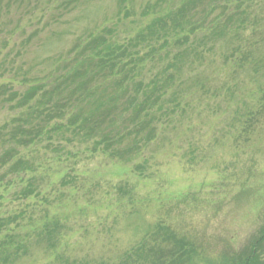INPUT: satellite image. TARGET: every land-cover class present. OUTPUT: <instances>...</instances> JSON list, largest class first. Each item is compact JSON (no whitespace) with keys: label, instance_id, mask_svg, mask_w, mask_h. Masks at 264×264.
<instances>
[{"label":"rangeland","instance_id":"374dc122","mask_svg":"<svg viewBox=\"0 0 264 264\" xmlns=\"http://www.w3.org/2000/svg\"><path fill=\"white\" fill-rule=\"evenodd\" d=\"M183 6L189 23L136 43L155 19ZM238 13L246 20L235 28L228 19ZM97 37L130 52L122 64H136L140 90L167 81L154 139L129 161L110 158L94 146L99 136L77 129L93 107L71 97L34 144L10 141L17 120L42 110L35 100L43 90L59 86L66 98L75 85L65 88L64 78ZM113 79L89 90L108 94ZM134 85L121 90L130 97ZM4 87L0 157L9 148L16 154L0 167V264H143L138 258L157 248V226L194 247L189 264L250 258L264 235V0H0ZM33 87L40 92L29 107L8 101ZM128 115L112 131L128 128ZM16 161L23 167L8 171ZM258 243L256 264H264V237Z\"/></svg>","mask_w":264,"mask_h":264},{"label":"trees","instance_id":"16d2710c","mask_svg":"<svg viewBox=\"0 0 264 264\" xmlns=\"http://www.w3.org/2000/svg\"><path fill=\"white\" fill-rule=\"evenodd\" d=\"M186 9V6H183L175 13L168 14L166 19H155L147 26L146 33H142L137 37V41L140 42L136 43L156 41L169 36L170 33L175 34L176 30L182 28L183 24L189 23L184 19ZM235 16L229 17L228 21H234L237 24L235 28H238L245 23L244 20L246 19L241 13ZM168 23L170 24L169 27H167ZM223 31V28L218 29L212 35L220 36ZM136 47L132 46L131 48ZM186 52L187 50L182 56L186 57ZM130 56L131 54L127 49H120L109 45L104 37H97L90 40L75 59L74 63L77 64V67L62 82L67 89L75 85L72 90L66 92V98L63 97V100L59 98V96H62L60 92L61 87L59 86L51 90H43L40 97L35 100L42 110L29 111L24 119L17 120V122H21L22 124H18L9 133L10 141L16 142L21 147L34 144L43 135L45 129L48 128V123L53 118L62 116L60 109L65 106L71 97H74L77 102L87 105V107H93L89 111L91 113V120H88V118L82 119L81 124L77 128L78 131L81 130L83 132L81 136L89 139L97 135L100 139L94 142L96 148L102 147V151L107 152L112 159H118L120 161L131 160V157L154 139L155 126L153 124L158 121L163 110V97L166 92L167 81H163L161 85L157 82H152V86L147 87L146 90H140V82L135 84L136 86L134 85L136 69L133 68L136 64L130 59L128 63L132 64V70L131 68L130 70H125L126 65L122 64L123 59L129 58ZM130 73H132L131 76ZM117 75H120L119 79L114 78ZM106 78H110V80L114 78L112 87H110L112 91L107 94V90L104 89L102 94L95 98V89L92 91L89 90L92 83L96 80H105ZM168 80L170 79L168 78ZM128 81L134 85V90H131L132 96L130 97H127L130 90H121L123 83H127ZM5 90L6 88L4 87L3 90H0V93L2 95L6 94L7 92ZM39 92L40 88L33 87L26 91L18 100L17 94L11 92L8 94V101H15L14 106L16 107H29V104ZM54 96L57 97V100L54 102L52 109H48L47 105L54 99ZM119 101L120 104L117 105ZM118 107L119 109L117 110ZM44 110L46 112L45 115ZM125 112L129 113L127 119L124 121V123L127 122L128 128H124L123 132L112 131L111 128H113L114 120L122 117ZM94 115L98 116L99 119L97 121L94 120ZM80 117L81 113L79 112L73 117V121L70 122L71 125H75L76 120ZM108 117V127L104 128ZM58 130V128L53 129V131ZM131 136H134V138L131 139ZM15 154L16 150L13 148L6 150L3 156L0 157V167L7 164L11 159L13 160ZM20 167H23V163L16 161L8 168V171L10 170L14 173ZM157 228V232L153 233L152 237L150 236L153 239L152 243L157 245V248H149L138 260L140 261L142 259L143 264H189L187 260L192 258L195 252L194 247H189L187 243L177 241L174 234L170 231L165 233L162 226H157ZM50 233L52 234L53 232L50 231ZM262 238L255 242L254 250H252L250 258L244 264H256V246L259 245L258 242ZM168 243H171L172 246H179V248L175 249L173 247L167 249ZM176 250L180 253H177ZM130 261L133 264L135 263L132 260Z\"/></svg>","mask_w":264,"mask_h":264}]
</instances>
